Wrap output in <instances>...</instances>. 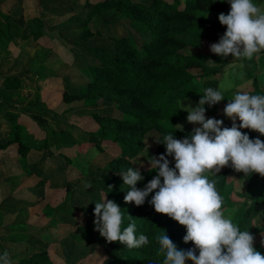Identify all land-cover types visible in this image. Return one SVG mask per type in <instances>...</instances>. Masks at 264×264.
<instances>
[{
	"label": "rangeland",
	"instance_id": "374dc122",
	"mask_svg": "<svg viewBox=\"0 0 264 264\" xmlns=\"http://www.w3.org/2000/svg\"><path fill=\"white\" fill-rule=\"evenodd\" d=\"M102 1L0 0V253L7 251L12 264L39 250L53 264H108L116 255L98 232L87 238L82 229L89 208L100 201L95 192L98 186L92 181L119 155L116 145L92 140L99 126L91 114H105L108 109L117 113L109 103L96 106L69 99L86 83L87 67L96 64L88 48L103 47L113 53L111 37L128 32L136 36L128 21L118 22L115 16L86 23L87 14ZM254 2L264 6V0ZM184 4L180 0L179 7ZM219 14L198 12L204 21L216 23ZM85 30L88 33L80 43ZM209 46L189 52L212 54ZM230 59L234 62L216 76L229 100L236 91L264 94V52L251 61ZM254 80L257 91L252 87ZM189 102L193 107L197 104L186 100L182 105ZM227 103L206 117L231 125L223 116ZM179 125L191 133L193 125L186 121ZM159 137L157 131L144 136L145 147L135 160L136 167L156 155ZM219 194L228 204L222 210L234 225L254 199L261 209L264 206L263 190H247L242 173L232 169ZM255 221L260 230L254 234V245L261 246L264 213Z\"/></svg>",
	"mask_w": 264,
	"mask_h": 264
},
{
	"label": "trees",
	"instance_id": "16d2710c",
	"mask_svg": "<svg viewBox=\"0 0 264 264\" xmlns=\"http://www.w3.org/2000/svg\"><path fill=\"white\" fill-rule=\"evenodd\" d=\"M179 4L180 0H104L95 4L86 16L87 24L96 18L115 16L118 22L128 21L129 27L136 34L134 36L128 32L120 37H111L114 43L113 53L103 47L88 48L96 64L87 67L86 83L80 85L69 98L70 102L93 103L96 106H99V102L109 103L117 113H108V109L105 114H100L99 111L91 114L99 126V131L92 134V140H96V144L100 143L98 140L110 142L119 150L118 157L110 161L103 174L92 182L98 186L95 192L99 202L107 195V200L116 202L124 210L122 227H127L130 223L129 215L135 219L137 235L144 234L149 239L147 245L134 249L119 242L111 243L116 255L108 264H162L163 257L156 255L158 245L155 240L162 230L179 249L193 247L191 242H182L185 234L182 226L164 215L156 214L148 204L147 201L154 193L149 195L141 207L125 204L127 187L123 186L120 178V174L129 167L136 168L135 160L144 150V136L148 132L157 131L160 135L155 142V156L165 152L164 145L158 144L165 134L172 133L176 139H183L190 134L189 130L175 127L184 123L187 117V112L180 111L178 101L185 97L184 101L198 102L205 88H218L216 76L234 62L230 56L221 58L214 54L189 52L201 49L206 44L216 43L223 36L226 31L224 26L219 22L204 21L198 16V12L203 10L226 15L230 10L227 0H185L184 7H179ZM87 33L85 30L78 42L82 43ZM16 85L18 86V82ZM252 87L254 91L258 90L256 80ZM228 100V93L224 92L223 101L211 108L205 105L206 115H214L218 107ZM242 131L252 139L259 137L264 140V136H259L256 132L247 129ZM148 163L140 168L143 180L138 182V188H143L156 175L155 171L149 170ZM229 172L231 168L227 167L210 178L215 180L218 193L225 190ZM242 180L247 190L260 188L264 192V178L258 174L249 177L242 174ZM227 205L223 202L222 209ZM260 205L254 199L236 226L241 230H248L254 236L260 230V225L255 220L261 212L264 213V206L261 209ZM94 206L89 208L88 221L82 229L87 238L96 232L92 215ZM254 247L264 254L262 246L255 244ZM17 264L53 263L44 250H39Z\"/></svg>",
	"mask_w": 264,
	"mask_h": 264
},
{
	"label": "clouds",
	"instance_id": "9594fccd",
	"mask_svg": "<svg viewBox=\"0 0 264 264\" xmlns=\"http://www.w3.org/2000/svg\"><path fill=\"white\" fill-rule=\"evenodd\" d=\"M227 2L228 13L218 15L226 31L209 46V51L221 58L251 61L264 51V6L254 0ZM184 99L178 104L180 111L187 112L186 122L193 125L191 133L183 139L174 138L172 133L163 136L158 144L164 145L165 152L149 157V170L156 175L143 188L137 187L143 180L142 164L120 174L127 187L124 203L141 207L154 193L147 201L154 212L185 229L182 242L193 245L188 249H179L163 230L155 237L156 255L163 257L162 264H264V254L254 247L255 237L225 216L216 182L209 179L225 167L244 177L258 174L264 178V140L252 139L242 131L264 136V94L236 91L223 108L231 127H224L221 119L206 117L205 105L211 108L224 100L221 88H205L195 107L191 102L183 106ZM175 127L183 129L182 125ZM94 204V230L107 243L119 242L129 249L149 243L146 235H137L131 216L128 215L127 227H122L124 210L107 200V195ZM260 243L264 247V239ZM0 264H12L7 251L0 253Z\"/></svg>",
	"mask_w": 264,
	"mask_h": 264
}]
</instances>
